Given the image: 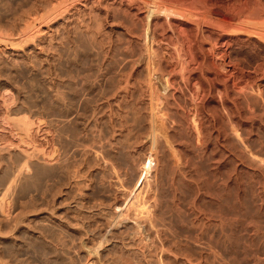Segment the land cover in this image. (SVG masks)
Instances as JSON below:
<instances>
[{"label":"rangeland","instance_id":"obj_1","mask_svg":"<svg viewBox=\"0 0 264 264\" xmlns=\"http://www.w3.org/2000/svg\"><path fill=\"white\" fill-rule=\"evenodd\" d=\"M55 1L58 0H0V39L4 41L0 40V234L4 232L0 237V258L3 257L0 264H126L127 261V264H264V71L261 66L257 74L252 73L255 78L248 77L256 82L250 84L248 79L251 89L246 84V90L238 94L226 87V94L231 89L228 94L240 103L236 104L228 94L222 96L224 86L213 87L207 95L209 98L201 104V113L195 112L191 103L192 83H184L178 75L172 78L175 83H171L167 80L168 71L158 75L159 87L165 82L157 87L162 92H149L153 90L150 85L142 87L141 92L139 86L128 88L130 84L119 83L118 76L130 71L129 66L127 71L114 68L120 52L111 47L118 42L119 34L120 38L125 35L116 21L108 26L104 24L105 31L97 37H102L104 42L98 40L101 43L84 44L86 41L74 34L75 29L67 21L53 35L44 15L47 11L43 12L44 8H50L48 2ZM70 1L72 6H83L78 0L76 4ZM71 9L75 11V7ZM29 22L37 28L33 29ZM28 25L32 26L30 30ZM23 27L31 33L26 34L28 30ZM111 28L114 33L110 32ZM32 29L40 31L35 41L32 39L34 42L29 37L36 31ZM70 30L72 34L67 33ZM26 36L31 44L30 40L24 41ZM105 39L110 44H103ZM48 40L53 43L50 46H56H52L53 50L48 49ZM246 41L233 43L231 48L252 69L257 61H264H261L264 40L252 37V44ZM41 46L47 47L46 50ZM33 57L42 60L40 65ZM105 65L111 66L110 70ZM44 66L49 67L50 74ZM57 69L60 71L56 72ZM143 69L136 74L147 76L148 80L150 73ZM165 79L179 90L175 92L177 87H170ZM100 80L103 86L97 88L96 82ZM251 90H255L251 93L254 96L244 94ZM55 93L58 94L54 96ZM152 94L158 99L153 100ZM235 106L241 108L242 115ZM249 107L255 111L253 120V109ZM229 113L237 115L229 117ZM197 124L202 126L200 132L196 131ZM108 182L110 185L114 182L115 186L110 187ZM130 197L135 198L132 201ZM139 209L145 210L149 222ZM48 225L50 229L46 230ZM15 226L19 227L14 232ZM36 227L41 231L45 228V233L42 232L47 238ZM48 230L52 232L49 234ZM61 234V238L65 235L68 240L65 237L61 240L58 237ZM52 237L66 242V247Z\"/></svg>","mask_w":264,"mask_h":264},{"label":"bare ground","instance_id":"obj_2","mask_svg":"<svg viewBox=\"0 0 264 264\" xmlns=\"http://www.w3.org/2000/svg\"><path fill=\"white\" fill-rule=\"evenodd\" d=\"M44 1V0H43ZM70 1V0H69ZM68 0H58V1H55V2H48V3H51L50 4V8L47 7V5H45L48 10H45V6H41L44 8V12L43 13H46L45 11H47L45 18L46 20H49V28L50 30L52 31V33H54L53 35L56 34V31L59 29L60 30V24L64 23L65 21L67 22H70L68 23L70 26L73 27V30L75 29V33L74 31H72L78 38H82L83 40H85L86 42H84V44L87 43H94V42H98V43H101L99 42V38L97 39V37L99 35H101V32L102 30H104L105 26L104 24L107 23V26H108V23L112 22V21H116L117 22V25H121V28L122 30H119V31H123L125 33V35L121 37V35L119 34L120 37H118V42L116 40L117 43L111 44V49L114 47V49L116 48V50H119L118 52L119 53V56L117 57V61L116 62V65L114 68H116L117 70H121L126 68L125 71H127V67L129 66V71L128 74H126V72L124 74V76H118L121 78V80H119L120 82L119 83H122V85L124 84L127 85V84H130L128 86V88L130 86H132L133 88L136 87V86H139V88L141 87V92L143 91L144 88L142 87H146L148 85L151 86V93H153L154 91L156 92V90L160 91L158 88H160L161 86H163L162 84H164L165 82H163L160 87H159V76L160 74H163L165 73V71H168V77H167V80L171 83H175V82H172L174 80H172V78H174L175 75H178V77L184 82V83H192V86L193 87V91L191 92L190 89H192L190 86V91L192 94H191V97H192V100H191V103L192 106L194 109H195V112H200L201 110V104L203 103L204 104V101H206L205 99H207L206 97H208V93L211 91V89L213 87H219V86H224L225 88V93L224 92H220V93H223L225 95L222 94V96H227V94L229 93V91H231V89L228 91L227 90V94H226V87H230V88H233L234 90L238 91V92H234L235 93H238L240 91H244V89L246 88V86L249 84L250 81H248V77H250V75H253L254 77V74H252L253 72L255 73L256 71H258V69H260V66H261V69H263L264 71V68H262V63H264V59H261L262 63L261 62H256V65H253V68L252 69H249V67H247L242 60H240L238 58V56L236 55L237 53H233V49L231 48V45L233 43H239V42H243V41H246V40H249L250 42V39L252 37H257V39H262L264 40V2L261 3L262 0H76L77 2H81V4L83 5L82 7L79 6H76L74 4L75 3V0H72V3H74L72 5L71 4V1L69 3ZM74 1V2H73ZM264 1V0H263ZM43 4V2H41ZM45 3V2H44ZM28 4V3H27ZM47 4V2H46ZM263 4V5H262ZM34 5V4H33ZM40 4H38L39 6ZM78 5V3H77ZM35 7V6H34ZM72 7H75V11H73L71 8ZM21 8V7H20ZM24 8V6H23ZM33 8V7H32ZM31 8V10H32ZM46 8V9H47ZM29 9V8H28ZM39 9V8H38ZM35 10V8H34ZM40 10V9H39ZM71 10L73 12H71ZM38 11V10H37ZM22 12V11H21ZM28 12V11H27ZM71 12V13H69ZM26 13V12H25ZM41 13V15L43 14ZM20 14V13H19ZM18 14V15H19ZM41 15H38V18L39 16L41 17ZM44 15H42V21H43V17ZM12 17V16H11ZM17 17V16H16ZM22 18V17H21ZM44 18V19H45ZM20 19V18H19ZM27 19V18H26ZM41 19V18H39ZM3 20V19H2ZM25 20V19H24ZM37 21V18L35 19ZM60 20V21H59ZM15 21V20H14ZM20 21V20H19ZM41 22V21H40ZM39 22V23H40ZM46 22V21H44ZM43 22V23H44ZM48 22V21H47ZM114 22V24L116 23ZM1 23V22H0ZM8 23V22H7ZM30 23V24H29ZM29 23H24V24H29V25H32L31 22ZM113 23V22H112ZM111 23V25H112ZM22 24V23H21ZM27 28H29V30L32 28V26H29ZM36 25V24H35ZM38 25V24H37ZM41 25V24H40ZM63 25V24H62ZM66 25V24H65ZM106 25V24H105ZM110 25V24H109ZM116 25V26H117ZM118 25V26H119ZM21 26V25H19ZM25 26V25H24ZM48 27V25H46ZM26 27H23V29L25 28V31H27L28 29ZM115 27V26H114ZM10 28V27H9ZM34 28H37L36 26L34 27L33 26V29ZM48 28V29H49ZM64 28V26H63ZM62 28V29H63ZM66 28V27H65ZM69 28V26H68ZM107 28V27H106ZM4 29V28H2ZM20 29V28H19ZM32 29V30H33ZM45 29V28H44ZM27 31L25 32L26 34L28 32L31 33V31ZM36 30V29H35ZM33 30V31H35ZM58 30V31H59ZM68 30V29H67ZM72 30V29H71ZM71 30L70 32H67V33H71ZM16 31V30H15ZM21 31H23L21 29ZM20 31V32H21ZM32 31V32H33ZM57 31V32H58ZM62 31V30H61ZM65 31V30H64ZM107 31V30H106ZM114 29L111 28V31L110 32H113L114 33ZM20 32H18V35L20 34ZM23 32V35L25 34ZM40 32V31H39ZM37 30L35 31V33L33 34H29L30 36V39L34 40L36 38V35L37 33ZM118 32V31H116ZM2 33V32H1ZM10 33H13V32H10ZM42 33V32H41ZM50 33V34H52ZM59 33V32H58ZM57 33V34H58ZM62 33V32H61ZM105 33V32H103ZM47 34V33H46ZM56 34V35H57ZM107 34V33H105ZM103 34V35H105ZM117 34V33H116ZM12 35V34H11ZM40 34H38L37 36H39ZM63 35V34H61ZM60 35V36H61ZM66 35V34H65ZM68 35V34H67ZM74 35V36H75ZM108 36L110 34H107ZM6 36V35H5ZM16 36V35H15ZM20 36V35H19ZM28 36V35H27ZM23 37L25 38L24 41H27L29 37ZM47 36V35H46ZM49 36V35H48ZM52 35H50V39ZM64 36V35H63ZM63 36H61L63 38ZM68 36H71V35H68ZM73 36V35H72ZM112 36V35H111ZM118 36V34H117ZM10 37V36H9ZM2 38V37H1ZM20 38V37H19ZM40 38V37H38ZM72 38V37H70ZM102 38V37H101ZM100 38V39H101ZM110 38V37H108ZM114 38V37H113ZM29 39V40H30ZM49 39V37H48ZM55 39H56V36H55ZM54 39V40H55ZM64 39V38H63ZM67 39V38H65ZM69 39V37H68ZM73 39V38H72ZM111 39V38H110ZM2 41V39H0ZM3 40H5L3 38ZM9 40V39H7ZM16 40V39H15ZM21 40H23L21 38ZM28 40V41H29ZM31 40H30V44H31ZM32 40V41H33ZM39 40V39H38ZM43 40H46V39H43ZM80 40V39H79ZM99 40V41H98ZM103 41V39H101ZM109 40V39H107ZM6 41V40H5ZM11 41V39H10ZM35 41V40H34ZM33 41V42H34ZM50 40H48V45H49V42ZM53 41V39H52ZM60 41V40H59ZM74 41V40H73ZM113 41V40H112ZM4 43V41H2ZM16 42V41H15ZM19 42V41H18ZM32 42V43H33ZM40 42V41H39ZM38 42V43H39ZM44 42V41H43ZM63 42V41H62ZM104 42V41H103ZM106 39H105V44L106 45ZM247 42V41H246ZM256 42V41H255ZM260 42V40L258 41ZM262 42V41H261ZM7 43V41H6ZM13 43V41L11 42ZM29 43V42H28ZM58 43V41H57ZM61 43V42H59ZM67 43V42H66ZM81 43V42H80ZM96 43V44H98ZM251 43V42H250ZM14 44V43H13ZM17 44V43H15ZM26 44V43H24ZM36 44V43H35ZM46 44V43H45ZM50 44H53V43H50ZM56 44V43H55ZM82 44V43H81ZM80 44V45H81ZM83 44V45H84ZM110 44V42L108 43L107 42V45ZM245 44V42H244ZM252 44V43H251ZM255 44V43H254ZM260 44V43H259ZM7 45V44H6ZM5 45V46H6ZM19 44H17L18 46ZM47 45V46H48ZM57 45V44H56ZM66 45V44H65ZM101 45V44H100ZM240 45H242V43H240ZM246 45V44H245ZM12 46V45H11ZM16 46V45H15ZM14 46V47H15ZM16 46V47H17ZM29 46V45H28ZM40 46V44L38 45ZM54 46V45H49L48 46V49L50 47ZM96 48V45H94ZM98 46V45H97ZM248 46V44H247ZM251 46V45H250ZM35 47V45H34ZM56 47V46H54ZM59 47V46H57ZM62 47V46H61ZM73 47V46H72ZM78 47V46H77ZM88 47H89V44H88ZM93 47V46H92ZM99 48H101L100 46H98ZM243 47V46H241ZM239 47V48H241ZM246 47V46H245ZM42 49L43 46H41ZM47 48V47H46ZM46 48L44 49V51L46 50ZM85 51V47H82ZM87 48V46H86ZM91 48V45L90 47ZM88 48V49H89ZM103 49H106L104 48V46L102 47ZM237 48V47H236ZM249 48V47H248ZM247 48V49H248ZM253 48V47H252ZM18 49V48H17ZM32 49V48H31ZM30 49V50H31ZM36 49V48H35ZM39 49V48H38ZM75 49V48H74ZM81 49V48H80ZM109 49V48H108ZM113 49V50H114ZM232 49V51H231ZM256 49V48H255ZM34 50V49H32ZM53 50V47L52 49ZM59 49H57L58 51ZM64 50V49H63ZM76 50V49H75ZM78 50V49H77ZM76 50V51H77ZM82 50V49H81ZM93 50V48H92ZM102 50V49H100ZM100 50L98 51L97 49V52H100ZM235 50V48H234ZM242 50V49H241ZM261 50V49H260ZM24 51V50H23ZM26 51V50H25ZM42 51V50H41ZM50 52V50H48ZM47 51V52H48ZM55 51V49H54ZM56 51V53H57ZM88 51V50H87ZM91 51V50H90ZM103 51V50H102ZM107 51V50H106ZM237 51H239V49H237ZM31 52V51H30ZM38 52V51H37ZM36 52V54H37ZM53 52V51H52ZM82 52V51H81ZM86 52V51H85ZM89 52V51H88ZM86 52V53H88ZM109 52V51H108ZM106 52V53H108ZM117 52V53H118ZM259 52V51H258ZM32 53V52H31ZM35 53V52H34ZM32 53V54H34ZM63 53V52H61ZM67 53V52H66ZM69 53V51H68ZM91 53V52H90ZM93 53V52H92ZM112 53V51H111ZM114 53V51H113ZM260 53V52H259ZM258 53V54H259ZM17 54V53H16ZM27 54H30L29 52ZM39 54V53H38ZM48 54H52V53H48ZM59 54V53H58ZM73 54V52H72ZM85 54V53H84ZM101 54H104L101 53ZM240 54V53H239ZM13 55V54H12ZM19 55V54H17ZM35 55V54H34ZM57 55V54H56ZM55 55V56H56ZM60 55V54H59ZM99 55V53H98ZM106 55V54H104ZM114 55V54H113ZM113 55L111 57H113ZM246 55V54H245ZM38 56V55H37ZM47 56V54H46ZM67 56V55H66ZM90 56V55H89ZM94 56L95 53H94ZM102 56V55H100ZM261 56V55H260ZM2 57V56H1ZM14 57V56H13ZM25 57V56H24ZM27 57V55H26ZM36 57V56H34ZM33 57V58H34ZM43 57H45L43 55ZM49 57V56H48ZM58 57V56H57ZM61 57V56H60ZM69 57V56H68ZM76 57V55L74 56ZM91 57V56H90ZM107 58L109 57L108 55L106 56ZM110 57V59H111ZM16 58V57H15ZM19 58V57H18ZM29 58V57H28ZM27 58V59H28ZM37 59L40 58L39 56L36 57ZM34 58V59H36ZM50 58V57H49ZM48 58L49 61H51L50 59ZM53 58V56H52ZM55 58V57H54ZM53 58V59H54ZM83 58V57H82ZM92 58V57H91ZM90 58V59H91ZM93 58H96V57H93ZM102 58V57H100ZM97 57V59H100ZM105 60L106 58L103 57ZM257 58V57H256ZM264 58V56H263ZM13 59V58H12ZM11 59V60H12ZM31 59H32V56H31ZM36 59V60H37ZM43 59V58H42ZM52 59V60H53ZM59 59V58H58ZM74 59V58H73ZM76 59V58H75ZM86 59V58H85ZM109 59V58H108ZM259 59V58H258ZM17 60V59H16ZM15 60V61H16ZM23 60V59H22ZM88 60V59H86ZM93 60V59H92ZM102 60V59H101ZM114 60V59H112ZM116 60V59H115ZM257 60V59H255ZM14 61V60H13ZM11 61V62H13ZM39 61H42V60H39ZM38 60V64L40 63ZM44 62L46 61L45 58L43 60ZM48 61V62H49ZM55 61H56V58H55ZM100 61V60H98ZM104 60H102L103 62ZM246 61V60H245ZM22 62V61H21ZM32 62V61H31ZM30 62V64H32ZM52 62V61H51ZM65 62V61H64ZM75 62V61H74ZM114 62V63H115ZM250 62V61H248ZM14 64L16 62H13ZM19 63H20V59H19ZM19 63H16V64H19ZM24 63V62H23ZM33 63H35L33 61ZM42 63V62H41ZM47 63V62H46ZM79 63V62H78ZM101 62H99L98 64L100 65ZM104 63V62H103ZM102 63V64H103ZM113 63V64H114ZM44 65V63H42ZM41 64V65H42ZM50 64V63H48ZM54 64V63H53ZM65 64V63H64ZM96 64V63H95ZM94 64V65H95ZM255 64V62H254ZM11 65V64H10ZM21 66V64H19ZM33 67L35 66V64H32ZM40 65V64H39ZM55 65V64H54ZM57 65V64H56ZM59 65V63H58ZM70 65V64H69ZM78 65V64H77ZM111 65V64H110ZM264 65V64H263ZM9 66V65H8ZM15 66V65H14ZM38 66V65H37ZM51 66V64H50ZM97 66V65H95ZM94 66V67H95ZM106 66V65H105ZM252 66V65H251ZM255 66V67H254ZM258 66V67H257ZM13 67V66H12ZM41 67V66H39ZM45 67V66H44ZM58 67V66H57ZM66 67V66H65ZM99 67V66H98ZM97 67V69H98ZM107 67V66H106ZM105 67V68H106ZM3 68V67H2ZM46 68V67H45ZM47 68L49 69V67L47 66ZM46 68V71L48 72L49 70ZM56 68V67H55ZM54 68V69H55ZM96 68V67H95ZM101 68V67H100ZM103 68V67H102ZM111 68V66H110ZM109 66L106 68V70H110ZM113 68V69H114ZM141 68L143 69H146L149 71L150 74V77L148 78L147 80V76L145 78H143L142 76L140 77V74H138L139 76H137L136 73H139ZM32 69V68H31ZM36 69V68H35ZM44 69V68H43ZM52 69V68H51ZM79 69V68H78ZM115 69V70H116ZM143 69V70H144ZM168 69V70H167ZM1 70V69H0ZM6 70V69H5ZM18 70V69H17ZM114 70V72H115ZM52 71V70H50ZM56 72L58 71L55 70ZM60 71V70H59ZM58 71V72H59ZM105 71V70H104ZM260 71V70H259ZM54 72V74H58ZM69 72V71H68ZM101 72V71H100ZM108 72V71H107ZM117 72V71H116ZM115 72V73H116ZM30 73V72H29ZM50 74V72H48ZM47 73V74H48ZM148 73V72H147ZM146 73V75H147ZM261 73V72H260ZM264 74V72H262ZM261 73V76H263V74ZM52 74V75H54ZM65 74V73H64ZM74 74V73H73ZM87 75V73H85ZM103 74V73H102ZM107 74V73H106ZM110 74V72H109ZM118 74V73H117ZM116 74V75H117ZM143 74V73H142ZM145 74V73H144ZM143 74V76H145ZM257 74V73H255ZM81 75V74H80ZM111 75H114L111 74ZM186 75H189L186 77ZM190 75L192 76V80L188 77H190ZM47 76V75H46ZM56 76V75H55ZM59 76V75H58ZM167 76V75H166ZM258 76V75H257ZM260 76V74H259ZM45 77V76H44ZM49 77V76H48ZM67 77V76H66ZM110 77V75H109ZM161 77V76H160ZM253 77L252 79H249L251 80L250 84L254 83L252 82L253 81ZM256 77V75H255ZM254 77V78H255ZM56 78V77H55ZM65 78V77H64ZM63 78V80H64ZM84 78V77H83ZM90 78V77H89ZM100 78V77H99ZM99 78H94L95 80L99 79ZM259 78H262V77H259ZM258 78V79H259ZM29 79V78H28ZM51 79V78H50ZM70 79H72L70 77ZM85 79V78H84ZM83 79V81H85ZM119 79V78H118ZM53 80V79H52ZM60 80V79H59ZM62 80V81H63ZM107 80V79H106ZM109 80V79H108ZM164 80V79H163ZM176 80V79H175ZM178 80V79H177ZM54 81V80H53ZM58 81V80H57ZM92 81V80H91ZM90 81V82H91ZM118 81V80H117ZM162 81V79H161ZM166 81V79H165ZM51 82V81H50ZM88 82V81H87ZM89 82V83H90ZM95 81L93 80V83ZM167 82V81H166ZM179 82V80L177 81ZM33 83V82H32ZM31 83V84H32ZM53 83V82H52ZM58 83V82H57ZM65 83V82H64ZM86 83V82H85ZM117 83V82H116ZM118 83V84H119ZM168 83V82H167ZM181 83V82H180ZM256 83V82H255ZM254 83V84H255ZM60 85H62L61 81L59 83ZM102 80L100 81H97L96 82V87L97 88H100L102 85ZM247 84V85H246ZM250 84L248 87H250ZM253 84V85H254ZM67 85V84H66ZM70 85V84H69ZM87 85V84H86ZM92 86V84H90ZM107 85V84H106ZM109 85V83H108ZM169 85V83H168ZM175 84H172L171 86H174ZM179 85V84H177ZM187 85V84H186ZM252 86V88H254V86ZM258 85V84H257ZM261 85V84H260ZM263 85V84H262ZM40 86V85H39ZM122 86V87H124ZM165 86H167L165 84ZM170 86V85H169ZM170 86V87H171ZM176 86V85H175ZM174 86V87H175ZM181 86V85H180ZM179 86V87H180ZM264 86V85H263ZM82 87V86H81ZM94 87H95V84H94ZM121 87V88H122ZM173 87V88H174ZM177 88H174V91L178 89V86H176ZM183 89V86H181ZM220 87V88H221ZM89 88V87H88ZM117 88V87H116ZM127 88V87H126ZM131 88V87H130ZM147 88V87H146ZM187 88V87H186ZM259 88V87H258ZM35 89V88H34ZM42 89V88H41ZM56 89V87H55ZM94 89V88H93ZM124 89V88H123ZM138 89V88H136ZM135 89V90H136ZM149 89V88H148ZM162 89V88H161ZM180 89V90H181ZM215 89V88H214ZM223 89V88H222ZM249 89V88H248ZM251 89V87H250ZM256 89V88H255ZM260 89V88H259ZM61 90H63L61 88ZM101 90V89H100ZM134 90V89H133ZM140 90V89H139ZM173 90V89H172ZM179 90V89H178ZM187 90V89H185ZM217 90V89H216ZM219 90V89H218ZM246 90V89H245ZM253 90V89H252ZM249 92V91H246L244 92V94H251L252 91ZM262 90V89H260ZM263 90H264V87H263ZM58 91V90H57ZM65 91V90H64ZM93 91V90H92ZM103 91V90H102ZM127 91V90H126ZM153 91V92H152ZM213 91V90H212ZM56 92V91H54ZM83 92V91H82ZM101 92V91H100ZM141 92H140V99H141ZM148 92V91H146ZM146 92H145V95H146ZM162 92V91H160ZM176 92V91H175ZM188 92V94H189ZM214 92V91H213ZM249 92V93H248ZM260 92V91H259ZM263 92V91H262ZM51 93V92H50ZM59 93V92H58ZM57 93V94H58ZM66 93V92H65ZM86 93V91H85ZM91 93V92H90ZM131 93H132V89H131ZM130 93V94H131ZM138 93V92H137ZM150 93V94H151ZM216 93V92H215ZM231 93V92H230ZM243 93V92H242ZM256 93V92H255ZM258 93V92H257ZM45 94V93H44ZM55 93L54 96L57 95ZM62 94V93H61ZM60 94V95H61ZM68 94V93H66ZM74 94V93H73ZM80 94V93H78ZM119 94V93H118ZM143 94V93H142ZM148 94V93H147ZM162 94V93H161ZM172 94V93H171ZM210 94V93H209ZM218 94V93H217ZM241 94V93H240ZM262 94V93H261ZM35 95V94H34ZM43 95V94H42ZM64 95V93H63ZM62 95V96H63ZM116 95V94H115ZM128 95V93H127ZM139 95V94H138ZM175 96V94H173ZM190 95V94H189ZM229 95V94H228ZM231 95V94H230ZM229 95V96H230ZM253 95V94H251ZM41 96V95H40ZM68 96V95H67ZM79 96V95H78ZM134 97V95H131ZM150 96V95H149ZM148 96V98H149ZM152 96H155L152 94ZM152 96H151V99H152ZM157 96V95H156ZM155 98H153V100H157L158 96ZM188 96V95H187ZM186 96V97H187ZM214 97L217 95H213ZM221 96V97H222ZM228 96V97H229ZM233 96V95H232ZM239 96V95H238ZM246 96H249V95H246ZM254 96V95H253ZM253 96H249L250 99H252L251 97ZM50 97V96H49ZM65 97V96H63ZM70 97V96H69ZM77 97V96H76ZM83 97V96H82ZM93 97V96H92ZM91 97V98H92ZM98 97V96H97ZM133 97L129 98V99H132ZM176 97V96H175ZM219 97V96H218ZM237 97V96H236ZM242 97V96H241ZM244 97V96H243ZM45 98V97H44ZM59 98V96H58ZM72 98V97H71ZM74 98V96H73ZM138 98V96H137ZM144 98V97H143ZM146 98V96H145ZM144 98V99H145ZM157 98V99H156ZM189 99H191L190 97H188ZM209 98V97H208ZM212 98V96H211ZM232 100L235 98L231 97ZM240 99V97H237ZM245 98V97H244ZM248 98V99H249ZM254 98V97H253ZM52 99V98H51ZM55 99V98H54ZM61 99V97H60ZM67 99V98H66ZM65 99V100H66ZM69 99V98H68ZM67 99V100H68ZM79 98H77L78 100ZM88 99V98H86ZM115 99V98H114ZM120 99V98H119ZM118 99V101H119ZM122 99V97H121ZM124 99V98H123ZM122 99V100H123ZM220 99V98H219ZM224 99V97H223ZM223 99H220V100H223ZM236 99V98H235ZM235 99H234V102H235ZM249 99V100H250ZM46 100V99H45ZM48 100V99H47ZM66 100V101H67ZM76 100V98H75ZM83 100V99H82ZM126 100V98H125ZM135 100V99H134ZM143 100V99H142ZM151 100V101H153ZM181 100V99H180ZM179 100V101H180ZM227 100V99H226ZM229 100V99H228ZM245 100V99H243ZM247 100V98H246ZM245 100V101H246ZM50 101V100H49ZM69 101V100H68ZM84 101V100H83ZM128 101V100H127ZM137 101V100H135ZM150 101V100H149ZM150 101V102H151ZM185 101V100H184ZM231 101V99H230ZM240 101V100H239ZM237 101V102H239ZM254 101L255 102V99L254 100H251V102ZM62 102V101H60ZM86 102V100H85ZM90 102V101H89ZM117 102V101H116ZM121 102V100H120ZM119 102V103H120ZM154 102V101H153ZM190 102V101H189ZM222 102V101H221ZM237 102H235L237 104ZM242 102V101H241ZM244 102V101H243ZM243 102L241 104H243ZM249 103H251L250 101H247ZM52 103V102H51ZM125 103V102H123ZM134 103V101H133ZM181 103H183L181 101ZM206 103V102H205ZM214 103V102H213ZM220 103V102H219ZM226 103V102H225ZM228 103V102H227ZM230 103V102H229ZM240 103V102H239ZM246 103V102H244ZM71 104V103H70ZM73 104V103H72ZM122 104V103H121ZM120 104V105H121ZM127 104V102H126ZM187 104V103H186ZM224 104L221 103V105ZM234 104V103H233ZM234 104V105H236ZM253 104V103H252ZM53 105V104H52ZM55 105V104H54ZM68 105V104H67ZM135 105V104H134ZM139 105V104H138ZM188 105V104H187ZM228 105V104H226ZM246 105V104H245ZM66 106V105H65ZM70 106V105H69ZM133 106V105H132ZM141 106V105H140ZM205 106V105H204ZM203 106V107H204ZM224 106V105H223ZM237 106V105H236ZM235 106V107H236ZM239 106V105H238ZM249 106V104H248ZM251 106V104H250ZM256 106V105H255ZM53 107V106H52ZM183 107V106H182ZM185 107V106H184ZM209 107V106H208ZM218 108V106H215ZM225 107V106H224ZM223 107V108H224ZM231 107V106H229ZM240 107V106H239ZM244 107V105H243ZM254 107V105H253ZM62 108V107H60ZM140 109V107H138ZM192 108V109H193ZM238 110V112L240 111L241 108H238L236 107ZM235 108V109H236ZM248 108V107H247ZM249 108H252V107H249ZM56 109H58L56 107ZM186 109V108H185ZM204 109V108H202ZM207 109V108H206ZM205 109V110H206ZM210 108L207 109V111L209 112ZM234 109V108H233ZM232 109V110H233ZM236 109V110H237ZM246 109V107H245ZM253 109V108H252ZM215 110V109H214ZM226 110V108L224 109ZM230 110V109H228ZM68 111V110H67ZM187 111V110H186ZM189 111V110H188ZM202 111V110H201ZM213 111V110H212ZM231 111V110H230ZM242 111V110H241ZM240 111V112H241ZM245 111V110H243ZM250 111V109L248 110ZM254 109L252 110L251 112V116H252V119L253 120V115L252 113H255ZM64 112V111H63ZM207 112V113H208ZM215 112V111H213ZM212 112V113H213ZM217 112V111H216ZM235 112V111H234ZM239 112V114H240ZM25 113V112H24ZM201 113V112H200ZM198 113V114H200ZM211 113V112H210ZM209 113V114H210ZM211 113V114H212ZM218 113V112H217ZM237 113V112H236ZM247 113V111H246ZM250 113V112H249ZM137 114V113H136ZM209 114L207 115V117H209ZM210 114V115H211ZM238 114V113H237ZM237 114H232V115H237ZM154 115V114H153ZM203 115V114H201ZM200 115V116H201ZM230 113H229V117H230ZM231 115V117H232ZM242 115V114H240ZM133 116V115H132ZM217 116V115H216ZM250 116V114L248 115ZM250 116V118H251ZM136 117V116H135ZM206 117V115H205ZM212 117V116H211ZM210 117V118H211ZM220 117V116H219ZM240 117V116H238ZM134 118V117H133ZM200 118V117H199ZM33 119V118H32ZM203 119V118H202ZM205 119V118H204ZM209 119V118H208ZM206 120V119H205ZM24 121V120H22ZM194 121V120H193ZM202 121V120H201ZM196 122V121H195ZM27 123L24 121V124ZM194 123V122H193ZM197 123V122H196ZM204 123V122H203ZM201 124V123H200ZM26 125V124H25ZM195 125V123H194ZM85 126V125H84ZM196 127V126H195ZM202 126H198L197 124V129L196 131L200 132V129H201ZM86 128V127H85ZM209 128V127H208ZM207 128V129H208ZM210 128H213L211 127L210 125ZM215 128V127H214ZM218 128V127H217ZM29 129V128H28ZM194 129V128H193ZM203 129V128H202ZM87 130V129H86ZM205 130V129H204ZM218 130V129H217ZM209 131V130H208ZM212 132V131H211ZM214 132V130H213ZM212 132V133H213ZM65 133V132H64ZM207 133V131H206ZM216 133V132H215ZM63 135V134H61ZM100 146V145H99ZM102 146V145H101ZM98 147V146H97ZM103 147V146H102ZM101 147V148H102ZM103 149V148H102ZM92 150V149H91ZM102 151V150H101ZM95 153V152H93ZM92 154V153H91ZM67 163V162H66ZM64 164V163H63ZM62 164V165H63ZM69 164V163H68ZM69 167V166H68ZM62 168V167H61ZM64 168V167H63ZM66 168V167H65ZM63 171V169H62ZM72 170H70L71 172ZM38 172V171H37ZM65 172V171H64ZM67 174V173H66ZM72 175V174H71ZM67 176V175H66ZM75 176V175H74ZM13 177H11V180ZM67 179V178H66ZM68 182V181H67ZM109 183V182H108ZM107 183V184H108ZM114 182H111V185H114L113 184ZM102 184V183H101ZM110 185V183H109ZM110 185V187H111ZM115 186V185H114ZM109 187V186H108ZM216 193L218 192L215 191ZM213 194V193H212ZM220 195V193H219ZM133 198L135 197H130V199L132 200ZM218 199V198H217ZM133 201V200H132ZM79 206V205H78ZM76 207V206H75ZM79 209V208H78ZM140 210V214L145 216L146 215V212L145 210L143 209H139ZM138 210V211H139ZM147 216V215H146ZM145 216V219L146 221L149 222L148 220V217L146 218ZM29 219V218H28ZM14 220V219H13ZM25 220V219H24ZM24 220L23 223H24ZM32 220V219H30ZM35 220V219H34ZM21 221V222H22ZM29 221V220H28ZM33 221V220H32ZM38 221V220H37ZM31 222V221H30ZM34 222V221H33ZM36 222V221H35ZM214 222V221H213ZM29 223V222H28ZM38 222H36L37 224ZM41 223V222H40ZM39 223V224H40ZM216 223V222H215ZM42 225V224H41ZM44 225V224H43ZM42 225V226H43ZM51 225V224H50ZM8 227V226H7ZM19 227V226H18ZM18 227H14V232H15V229H17ZM32 227V226H31ZM41 227V226H39ZM39 227H36V229H39L38 232L39 233H42L43 234V230H44V233L45 231L49 228V225L47 226H44L46 228L42 229L41 231V228ZM11 231H12V227L10 228ZM8 229V230H10ZM50 229V228H49ZM21 230V229H20ZM23 230V229H22ZM25 230V229H24ZM53 230V229H51ZM50 230V231H51ZM10 231V232H11ZM32 231H35L36 230H32ZM50 231L48 230L47 232L50 234ZM1 232V231H0ZM7 232V231H5ZM13 232V231H12ZM11 232V233H12ZM13 232V233H14ZM27 232H28V229H27ZM30 232V231H29ZM52 232V231H51ZM55 232V231H54ZM65 232V231H62V233ZM68 232V231H66ZM65 232V233H66ZM2 233H4L2 231ZM2 233L0 234V237L2 235ZM18 233V232H17ZM23 233V232H22ZM47 233V234H48ZM19 234V233H18ZM28 234V233H27ZM26 234V236H27ZM32 234V233H31ZM34 234V233H33ZM32 234V235H33ZM38 234V233H37ZM42 234H39V235H42ZM48 234V235H49ZM67 234V233H66ZM69 234V233H68ZM17 235V234H16ZM31 235V237H32ZM45 235L46 237V234H43ZM47 235V236H48ZM6 236V235H5ZM9 236V235H8ZM15 236V234H14ZM12 236V238L14 237ZM23 237L25 236V234L23 233L22 235ZM21 236V237H22ZM28 236H30V234H28ZM50 236V235H49ZM52 236V235H51ZM50 236V237H51ZM59 235L58 237L62 240H65L67 239L65 237V235H63L65 237L61 238ZM19 237V236H18ZM20 237V238H21ZM40 237V236H39ZM44 237V236H43ZM41 237V239L43 238ZM44 237V238H45ZM53 237H54V234H53ZM52 239H56V238H53ZM38 238V237H37ZM36 237L34 239H37ZM47 238V237H46ZM4 239V238H2ZM16 239V238H15ZM14 239V240H15ZM10 240V238H9ZM49 240V239H48ZM58 240V243L61 241L59 239H56ZM56 240H53V241H56ZM68 240V239H67ZM66 240V241H67ZM5 242V240H4ZM9 242V241H8ZM42 242V241H41ZM47 242V241H46ZM52 242V241H51ZM63 242V241H62ZM14 243V242H13ZM12 243V244H13ZM61 243V242H60ZM66 244V242H64ZM64 243H61V244H64ZM17 244V243H16ZM45 244V243H44ZM64 244V246L66 247V245ZM14 245V244H13ZM60 244H58L59 246ZM46 246V244H45ZM48 246V245H47ZM50 246V245H49ZM57 246V245H56ZM63 246V245H61ZM63 246V247H64ZM62 247V248H63ZM64 249V248H63ZM66 249V248H65ZM11 251V250H10ZM10 253V252H9ZM1 255V254H0ZM11 255H14V253ZM3 257H1L0 259H2ZM118 259V258H117ZM121 259V258H120ZM4 260V259H3ZM115 262H118V260L116 261V258H114ZM121 261V260H120ZM119 261V262H120ZM122 262V261H121ZM125 262V261H124ZM128 262V261H127ZM126 262V264H127ZM132 261H130L131 263ZM6 263V262H5ZM4 263V264H5ZM2 264V263H1ZM123 264V263H122ZM129 264V263H128ZM133 264V263H132Z\"/></svg>","mask_w":264,"mask_h":264}]
</instances>
